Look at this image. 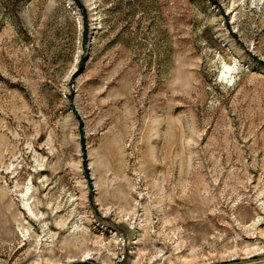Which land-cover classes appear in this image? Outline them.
I'll list each match as a JSON object with an SVG mask.
<instances>
[{"label": "rangeland", "instance_id": "rangeland-1", "mask_svg": "<svg viewBox=\"0 0 264 264\" xmlns=\"http://www.w3.org/2000/svg\"><path fill=\"white\" fill-rule=\"evenodd\" d=\"M0 264H264V0H0Z\"/></svg>", "mask_w": 264, "mask_h": 264}]
</instances>
